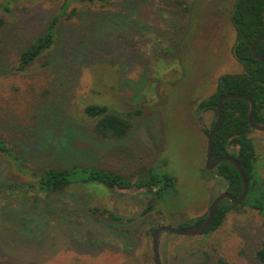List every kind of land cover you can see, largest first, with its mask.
<instances>
[{
  "label": "rangeland",
  "instance_id": "1",
  "mask_svg": "<svg viewBox=\"0 0 264 264\" xmlns=\"http://www.w3.org/2000/svg\"><path fill=\"white\" fill-rule=\"evenodd\" d=\"M234 1L72 0L62 12L64 0H0V112L22 126L18 133L0 129V137L26 166L81 163L129 172L146 164L175 179L156 199L102 185L72 186L38 203L19 194L0 198V264H155L153 227L189 226L208 212L228 182L207 169L202 126L210 127L215 113L198 105L221 74L244 70L232 54ZM55 15L60 17L54 45L18 70L21 50ZM90 103L130 119V132L122 139L94 137V119L84 112ZM34 113L41 117L38 130L24 126L37 120ZM249 136L257 173L264 177V131L253 128ZM60 137L66 141L57 142ZM29 179L0 154V181ZM96 206L109 208L124 223L88 211ZM64 212L67 217L60 216ZM7 213L16 220L4 222ZM262 223L261 214L245 205L228 211L211 232L163 231L161 262L211 264L221 256L231 264H264L255 257L264 241Z\"/></svg>",
  "mask_w": 264,
  "mask_h": 264
},
{
  "label": "trees",
  "instance_id": "2",
  "mask_svg": "<svg viewBox=\"0 0 264 264\" xmlns=\"http://www.w3.org/2000/svg\"><path fill=\"white\" fill-rule=\"evenodd\" d=\"M71 1L64 0L62 12L68 8ZM76 1L95 2L97 0ZM98 1L108 3L110 0ZM3 5L7 7L6 1H4ZM59 17L60 15L52 17L44 32L21 50L17 66L18 70H24L54 45ZM230 19L236 34L232 46V54L243 65L244 70L239 73L221 74L217 79L216 89L199 102V111L212 110L215 113V121L212 122L211 126H202L207 136L216 122L219 99L223 94L229 92L244 93L252 97L256 104L254 119L257 123L264 124V61L256 58L252 52V44L255 39L264 35V0H235ZM2 24L3 19L0 18V27ZM257 51L264 55V40L257 44ZM42 92V96L47 97L50 91L45 88ZM42 96L41 98H43ZM37 98H40L39 95ZM45 100L47 101V98L42 101L46 102ZM33 106L35 110L38 107L37 102ZM249 111L250 103L246 98L224 99L222 122L213 142V160L223 155L236 157L246 174L249 192L240 203L231 204L228 199L222 200L217 206L211 224L203 233L218 229L224 222L228 211L232 209L240 211L245 205L256 209L261 214L264 227V177L259 176L256 170L258 156L255 151L254 139L249 136L253 129L248 121ZM84 112L88 117L94 119L92 126L93 135L100 140L122 139L132 128L130 119L112 112L106 104H87ZM33 120H36L33 124L24 126L28 129H40L41 117L38 118L37 113H34ZM4 128L8 132L12 133L14 130L18 133L21 132L19 130L22 129V126L15 116L9 115L5 111L0 112V129L4 130ZM65 139L66 137H60L57 142L63 143L66 141ZM233 147L236 148L234 151H232ZM0 154L15 163L20 172L31 176V179L20 182L0 181L1 199H8L15 194H19L24 197L30 196L32 203H38L42 196L60 193L77 185L84 186V188H88L91 185H102L109 189H117L123 192H149L156 199L161 197L167 188L175 185V179L170 174L161 172L152 165L148 166L146 164H142L129 172L81 163L35 170L26 166L17 150L13 149L9 140L4 137H0ZM214 172L215 175L227 180L228 186L226 189L228 192L235 196L241 195L243 182L238 169L231 162H220ZM152 206L153 204L149 205L143 211V214L148 213ZM88 211L92 214L105 215L114 224L124 223V219L120 215H117L107 207H89ZM9 213L4 218V222L10 223L11 221L12 223L16 220V215H11L9 218ZM12 213L14 214L15 212ZM17 213V217L20 218L19 213L21 214V212ZM67 215L68 213L64 212L60 216L67 217ZM206 215L207 213L192 219L188 225L203 222ZM157 227H153L151 232L154 233ZM255 257L259 261L264 262V241L256 250ZM211 264L231 263L225 258L218 256Z\"/></svg>",
  "mask_w": 264,
  "mask_h": 264
},
{
  "label": "water",
  "instance_id": "3",
  "mask_svg": "<svg viewBox=\"0 0 264 264\" xmlns=\"http://www.w3.org/2000/svg\"><path fill=\"white\" fill-rule=\"evenodd\" d=\"M261 40H264V35H261L255 39V41L252 44V52L256 58L264 61V55L260 54L257 51V44ZM226 98H246L250 103V111H249V115H248V121H249L250 125L256 130L264 131V124L257 123L255 121L254 114H255L256 104H255V100L252 97H250L249 95L244 94V93L229 92V93L223 94L220 97L219 103H218V108H217L216 122H215L213 128L211 129L210 134L208 135L206 166H207V169L213 170L222 161L231 162L238 169V171L240 173V176H241V179L243 182L242 193L240 196H235V195L231 194L230 192H228L227 190L220 192L215 198H213L211 205L208 209L207 215H206L204 221L201 223L190 225V226H185V227H174V226H170V225L158 226L155 229L153 236H152V246H153L154 258H155V264H162L160 252H159V241H160L161 233L163 231H170V232H173V233L178 234V235H197V234H200V233L204 232L208 228V226L211 224V222L215 216L217 206L222 200L228 199L231 204L240 203L246 198V196L249 192V184H248L246 174L244 172L243 166L236 159V157L231 156V155H223V156L216 158L213 161L214 137L218 131V128H219L221 122H222L223 101Z\"/></svg>",
  "mask_w": 264,
  "mask_h": 264
},
{
  "label": "flooded vegetation",
  "instance_id": "4",
  "mask_svg": "<svg viewBox=\"0 0 264 264\" xmlns=\"http://www.w3.org/2000/svg\"><path fill=\"white\" fill-rule=\"evenodd\" d=\"M214 160H215V159H214ZM214 160H213V161H214ZM214 170H215V168H214L212 171H214ZM226 190H227V189H226ZM202 233H203V232H202Z\"/></svg>",
  "mask_w": 264,
  "mask_h": 264
}]
</instances>
